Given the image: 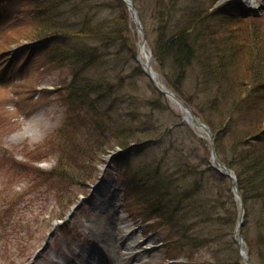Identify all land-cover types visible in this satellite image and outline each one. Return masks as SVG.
I'll list each match as a JSON object with an SVG mask.
<instances>
[{"label":"rangeland","instance_id":"374dc122","mask_svg":"<svg viewBox=\"0 0 264 264\" xmlns=\"http://www.w3.org/2000/svg\"><path fill=\"white\" fill-rule=\"evenodd\" d=\"M111 1L113 0H88L82 1L81 5L82 8H86L89 2L90 15L93 16V21L99 22L114 18L122 10L119 7L102 6V4ZM149 1L159 2L162 0ZM164 1L163 6L167 8L169 0ZM28 4L30 3L24 4L17 0L0 1V20H3L0 23V264H22L27 257H30L37 248L43 246L47 241L46 249L48 252L58 251L59 238L57 239V237L67 235L68 226L72 228L71 232L76 235L81 230L76 219L83 220L84 213L87 214L91 209V206H77L76 200L81 191L87 189L89 183L98 179L99 176H103L108 181L115 182L117 180L120 182V176L117 172V156L114 157L111 153L115 148L99 151L95 147V144L104 143L108 140L104 137L95 138V143L90 141L89 148L87 131L77 133V128H68L62 133L59 132L64 123L66 110L59 105L53 85L64 78L65 71L56 69L51 70V72H44L36 67L41 62L40 55L33 53L34 66H30V70L22 74L21 67L24 68V65L21 64L22 55L14 56L13 60L7 58L9 54L4 55L7 48L12 44L19 41L27 45L31 43V40H26L25 37L33 34L31 32L37 24L35 22L30 23L35 13H29ZM135 6L139 9L146 36L153 48L154 39L157 35L155 28L159 8L151 5L148 0H136ZM171 6H173L172 2L170 3ZM241 6L243 5L239 4L238 0H180L174 5L176 10L171 14V18L165 16V21L187 19L189 15L193 18L203 17V23L208 24V27H204L202 32L206 35L205 50L207 52L203 56L201 68V71H206L208 75L203 78L198 77L201 82L204 81L209 87L207 95L213 96L211 92L221 86L220 82L226 81L234 93L235 83L240 84L243 80L246 81L243 85L247 86L245 90L247 91L246 99H229L228 106L231 107V113L225 109L223 112L227 114L225 117L211 112L209 106L205 104V99L200 102L195 92L197 78L190 80L188 76L187 81L184 82L185 86L182 78L181 86L177 87L174 81L178 79V76L174 77L168 68L163 67L160 62L158 63L166 74L169 84L176 87L179 93L189 97L194 102L193 104L198 106V109L199 107L202 108V114H205L204 121L212 126L213 131L222 128L224 124L226 125L227 119L234 127L233 130L237 131L248 126L252 118L256 121L257 114L243 113L247 106L254 101L260 102L258 104H261L264 112V0H260L256 6L258 8L253 10L251 8L242 12ZM6 13L12 18L10 16L6 18L8 15ZM241 14L246 17L241 16ZM260 15L263 17L259 18ZM17 18L22 19V22L16 23ZM73 18L74 16H72ZM15 23L16 25H14ZM198 28L202 29L201 26ZM136 32L134 33L135 42L138 39ZM17 39L19 41H16ZM115 49L119 51L118 47ZM130 56L131 53L125 50L124 54L121 55V63L130 62ZM211 64L216 66V71L211 70ZM218 68L224 72L218 71ZM113 77L111 78L116 79L117 75ZM134 85H136L135 88L127 86L122 91L124 93L127 90L133 92L138 101L157 99L156 95L150 94L143 78H136ZM250 85L255 88L250 87ZM219 92L225 93L223 88H219ZM250 94L252 99L248 96ZM191 97L195 98L192 99ZM157 103L159 107L151 109L150 112L138 102L121 111L122 113L132 112L139 115V120L134 123L136 127L155 124L154 131L159 133L176 120L175 116L179 112L167 100H158ZM223 108V105H219L218 113ZM148 120L150 122L146 124ZM111 125L115 129V124L111 123ZM227 132L225 131V133ZM167 136L158 143L151 156L162 157L165 154L163 151L167 148L166 142L169 138L172 142L174 138L184 141L183 136H186L190 141L187 146L181 147L179 143L174 142L173 148H170L172 144L168 146L169 154L165 159L169 169L173 172L177 163V168L187 163L193 171L205 170L204 168L207 166L204 165V161L207 163V159H210L208 149L202 147L196 138L190 135L186 127L174 129ZM221 140H224L223 145L226 147L224 153L226 155L230 153L228 145L231 143L235 147V144L239 142L232 133L223 134L218 145H220ZM76 142L80 144L77 145ZM237 145L239 146V143ZM71 148L77 149L73 151ZM262 149H264L263 146L260 150ZM218 155L224 159L220 153ZM182 170L178 169V172ZM237 172L239 173L238 170ZM240 177L236 178L239 179ZM249 178L247 177V179ZM186 180L189 179L186 178ZM207 181L209 183L207 188L210 186L212 190L218 191L219 183L215 182L214 178L207 179ZM224 186L227 188L228 184L226 183ZM207 188L203 190L207 191ZM203 198L208 200L207 195H203ZM226 199L227 197H224L223 200L226 201ZM188 201L191 202V200ZM72 206H75L76 209L71 211V220L67 228L58 226L57 229H54V222H57L58 217H63ZM255 207L257 209L264 208L263 199L256 200L254 209ZM244 208L246 210V222L243 231L249 239L256 233L255 226L258 223L256 219L251 220V201L247 198L244 201ZM186 212L191 217L190 221L197 223V218H192V215L196 214L193 212L192 205L187 208ZM201 212L205 213L204 207L201 208ZM208 213L205 215L206 219ZM138 220L127 221L128 224L131 223L134 234H141L142 238H145V235H150L153 241L158 240V242L164 238L166 231L163 235L162 230H154L150 224H142L140 222L141 217ZM209 221L207 219L208 223L195 224L193 230L201 234L200 232L205 231L204 228L208 225L212 233L215 224ZM140 225L141 227L137 229V226ZM223 229L225 230L223 232L224 239L216 242L212 237L210 241H207L203 247L197 250L196 255L198 257L207 260L210 257L222 255L228 262H236L235 245L230 241V228L225 226ZM87 241L85 236H81L80 243ZM216 250H218V254L215 253ZM155 252L160 253V247H157ZM253 253L251 254L252 263L259 264V260ZM150 261L160 262L161 257L150 258Z\"/></svg>","mask_w":264,"mask_h":264},{"label":"trees","instance_id":"16d2710c","mask_svg":"<svg viewBox=\"0 0 264 264\" xmlns=\"http://www.w3.org/2000/svg\"><path fill=\"white\" fill-rule=\"evenodd\" d=\"M41 1L45 5L44 8L38 10V26L33 29L31 36L28 35L27 37L25 34V39L32 36L51 35L56 39L62 40L61 48L52 52L58 56L54 60L56 61L54 64L59 67H66L68 77H71L70 80H62L64 85L62 86L63 94L61 99L67 105L68 114L71 115V117L68 115L70 120L73 119L75 112L79 113L80 111V114H84V118H80L81 128L86 130L88 132L87 137L91 138L87 140L89 148L90 141L95 143V138H101L104 133L107 136L109 135L108 138H105L108 141L95 144L99 151L113 149L116 146L127 147L130 143L139 144L151 137L153 132L147 129L122 126V129H117L116 127L114 129V126L111 125L116 113V105L123 108L121 102L126 99L122 98L121 102H118L114 98L119 96L128 97L130 91L127 90L124 93L122 90L127 86L135 88L134 80L138 75H141L140 69L132 60L128 63H121V55L124 54L125 50L127 51L128 47L126 45H129L128 41L131 40V34L126 24L125 10L121 2L119 0H113L112 2V8L121 7L122 9L114 18L94 23L93 17L89 15L87 10L82 11L81 8H78L79 4L76 0ZM178 1L180 0H169V4L165 8L163 6L164 0L159 2H150L148 0L151 5L153 4L154 7L159 8L156 16L157 26L155 30L157 35L154 39V58L163 67L168 68L174 77L178 76V79L174 81L177 87L181 86L182 78L184 86L188 76L190 80L197 78L195 81V92L200 102L205 99V104L209 106L211 112L226 117L227 114L223 112L226 108H229L228 100L244 97L247 86L236 82L233 93L232 87L224 81L220 82L223 85L219 86V88H223L225 93H220L218 88L211 92L213 96L207 95L209 87L204 81L201 82L198 77H206L208 73L199 70L200 72L195 74L194 64L203 62V56L207 52L205 50L207 39L202 32L205 29L204 27H208V24L203 23V17L193 18L190 15L187 19L165 21L166 15L171 18V14L176 10L174 5ZM171 2L173 6L170 7ZM68 4L70 6L65 7ZM72 11H75L77 16L79 14L80 18L78 17L76 21L77 25L65 27L64 24L60 23L61 16ZM200 26L202 29L198 28ZM117 47L119 51L115 49ZM48 63L50 62L48 61ZM210 68L212 71H216L214 64H211ZM218 69L222 70L221 68ZM112 73L117 75L116 79H113L115 75ZM127 99L130 100L129 97ZM222 104H224V108L218 113L217 109ZM147 106L149 108L158 107L154 101L147 103ZM200 110L202 113V108ZM227 112L231 113V110H227ZM120 122L125 125L122 118H120ZM258 131V125H255L254 122L250 123L248 126L240 128L235 134L234 138L239 140V146L237 145L238 143L235 144V147L230 143L228 145L230 153L226 155L224 153L226 152V147L223 145L224 140H221L218 150L227 166L239 171L242 178L241 185H247L244 191L250 194L248 199H263L264 201V149L260 150L261 147L249 145L250 143L246 144V139L256 135ZM223 134H225V124L222 131L218 134L220 139ZM75 149L71 148L73 151ZM153 149L154 144L148 143L141 149L143 150L141 152H145L144 154L147 155ZM167 166L168 164L160 158L154 157L150 161L143 159L141 156L125 171V184L127 190L137 197V202L146 207L143 206L144 211L148 212L145 215V219L155 217L159 224H165L171 230H177V233L174 234L176 237L172 240L170 246L176 252H189L188 256L190 258L191 254L197 251L206 241H210L212 237L216 242L224 239L225 235L223 232L225 230L223 228L225 226L232 228L234 212L231 214V218L228 219L227 215L230 216V214L229 208L225 205L227 200L225 201L226 203L223 200L226 196L231 200V193H226V187H224V181L227 182L226 179H221V185H218V191H216L212 190L210 186L207 188L209 183H205V180L200 179V172L195 173L186 169L181 172L174 170V172L170 171L169 173ZM185 175L189 176V181L186 180V177L184 178ZM246 176L250 177L253 185L243 181ZM206 188L207 191L203 190ZM203 195L208 196L207 201L204 200ZM193 198L196 199L194 200ZM188 200H191V202ZM191 205L193 212H196V214L192 215V218H197V223H208L207 219L208 221L210 220L209 222H214L215 227L212 233L208 225L205 226V231L200 232L201 234L193 232L197 223L191 222V217L186 212ZM202 207L205 209L204 214L201 212ZM207 213L208 218L206 219L205 215ZM254 239L256 241L254 248L257 251L258 249H264V233H257L252 241ZM215 253L218 254V250ZM259 258L263 261L264 255L259 256ZM200 264L238 263L221 261L220 256H214V259L211 258L209 263Z\"/></svg>","mask_w":264,"mask_h":264},{"label":"bare ground","instance_id":"6f19581e","mask_svg":"<svg viewBox=\"0 0 264 264\" xmlns=\"http://www.w3.org/2000/svg\"><path fill=\"white\" fill-rule=\"evenodd\" d=\"M260 0H238V3L239 4H242L243 6H241V8L243 9V8H252V10L254 9V8H258V7H256L257 5H258V2H259ZM140 52H141V54H140V57L142 58V59H146V60H148L149 58H148V52L146 53L145 52V50L144 49H141L140 50ZM101 186L102 185H100V191H102L103 192V190H102V188H101ZM96 190V189H95ZM98 190V189H97ZM113 218V217H112ZM108 233V232H107ZM129 234H130V230L129 229H127V228H125V230L123 231V233L120 235V237H121V242L123 243H126V241L130 238L129 237ZM128 243H129V245H134L135 243H136V241H135V239H132L131 241H127ZM140 260H142V259H140Z\"/></svg>","mask_w":264,"mask_h":264},{"label":"water","instance_id":"95a60500","mask_svg":"<svg viewBox=\"0 0 264 264\" xmlns=\"http://www.w3.org/2000/svg\"><path fill=\"white\" fill-rule=\"evenodd\" d=\"M132 17L135 19V16H134V13H132ZM137 27L140 29V26H139V24L137 23ZM143 35H142V40H143ZM202 128H204L203 126H202ZM234 186V185H233ZM241 216H242V213H241ZM241 216H240V218H241ZM241 225V221L239 222V226Z\"/></svg>","mask_w":264,"mask_h":264}]
</instances>
